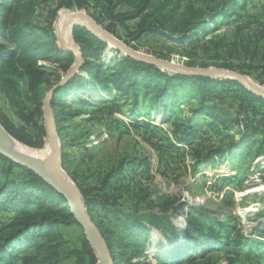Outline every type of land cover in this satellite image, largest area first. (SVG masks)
I'll list each match as a JSON object with an SVG mask.
<instances>
[{"label":"rangeland","instance_id":"374dc122","mask_svg":"<svg viewBox=\"0 0 264 264\" xmlns=\"http://www.w3.org/2000/svg\"><path fill=\"white\" fill-rule=\"evenodd\" d=\"M74 1L75 3L69 7L63 5L59 8L58 0H49L44 4V8L48 9L49 13L41 11L40 6L34 10L33 22L43 28L36 30L40 37L39 41L46 44L49 42L47 46L50 53L54 45L66 50L64 46L67 42L64 45L58 37L60 23L73 13L83 14L90 17L117 41L141 55L155 58L160 56L165 59H159L186 67L192 64L194 66L192 68L197 69L230 70L241 74L264 90V72H262L264 0H239L242 3L247 1L242 9L233 11L231 7L227 9L232 11L233 19L227 21L216 18L214 26L210 25L205 34L197 32V40L188 46L174 44L165 36L156 37L150 34L134 40L132 36L134 23H127L128 30L116 26L114 33L111 34L105 29L108 23L98 16L91 0ZM77 1L81 6L76 3ZM169 2L173 9L177 8L179 14L186 9L196 8L198 14L206 16L210 10L219 7L217 0H169ZM237 14L238 18H236ZM99 20L102 21L101 24L97 23ZM75 44L77 45L76 42ZM77 48L79 49L78 45ZM121 54L107 44L100 54V59L107 61L121 57ZM89 60L93 61V59ZM74 61L73 59L72 64ZM65 62L38 60V64L49 71L47 79L50 84L56 83L55 86L61 84L60 81L66 74L63 69ZM155 68L160 69L157 66ZM203 77L230 79L219 75ZM51 88L49 86L45 94ZM222 88V86L211 88L209 92H205V98L220 116L229 120L240 117L238 131H230L228 137L216 136L213 130L214 132L216 129L219 130L217 122L214 121L212 126L207 127L206 123L211 119L202 117L195 125V133L186 142L178 141L172 135L173 122L181 117L185 118L195 106V100H191L192 104L184 102L179 105L178 112L166 121H163L162 115H157L156 111L149 114L150 117L145 116L150 105L149 98L141 102L138 115L131 119L126 110L130 108L132 101L125 100L119 92H113V97H108L96 91L93 94L94 98L101 95L104 97V100L98 99V101L84 93L79 94L84 100H90L89 105L75 104L66 108L68 102L65 103L62 113L70 114L63 117L65 121L58 123L59 127H66L65 131L61 132L62 136L59 137L57 134L61 153L60 165L61 170L82 197L81 190L87 191L99 186L108 169L122 160L139 161L144 168L143 174L135 175L131 172L124 178V184L135 185V188L130 192L125 189L121 191L122 198L117 200L120 203L118 208H122L130 215L128 219L146 225L156 224L160 229L151 228L149 239L150 243L153 242V248L149 247L145 250L147 255L141 253L137 258H132L134 246L131 244V238L125 237V234H118V238L125 237L123 244L127 245V248L116 249L119 252L117 257L121 258L120 264H128V261L130 264H158L152 253L158 246L156 242L165 239L163 230L161 231L165 227L162 226L163 223L167 226L170 222L180 223V227H183L187 220L200 224L196 213L187 215L191 208L200 210L224 226H231L232 241L237 238L240 243L245 244V249L236 248L235 251L234 242L232 253L214 251L195 259L192 264H264V250L261 248V244L264 243V231L257 232L259 220L264 216V183L262 182L264 171L260 173L264 170V136L260 131L261 126L264 128V105L250 100L249 97L243 98L238 86L230 87L233 91L229 93L221 92ZM50 100L49 110L54 120V115L58 112L52 108ZM101 102L103 103L100 104ZM0 114L7 118L8 125L24 130L32 144L36 145L31 148L41 149L45 145L47 147L42 106L39 107L31 100L24 99L23 106L14 109L8 100L0 95ZM3 122L5 124V120ZM55 128L58 133L57 124ZM250 134L255 135L257 143L250 146V151L246 155L234 159L215 155V164L204 167L201 165L198 170L195 169L198 158L210 156L209 153L216 149L225 150L242 135ZM40 142H42L41 146ZM137 169L135 166L132 171ZM223 176H233V178L219 180V177ZM98 211L99 218L104 217L106 221L105 228H111V217L101 209ZM99 218L97 217V222ZM202 225L203 231L210 234L217 232L208 223L204 222ZM58 231L62 237L60 264H89L91 258L83 247L82 231L77 227H60ZM191 235L194 236L193 238L199 236L194 232ZM0 264L6 263L0 262Z\"/></svg>","mask_w":264,"mask_h":264},{"label":"trees","instance_id":"16d2710c","mask_svg":"<svg viewBox=\"0 0 264 264\" xmlns=\"http://www.w3.org/2000/svg\"><path fill=\"white\" fill-rule=\"evenodd\" d=\"M47 1L49 0H0V95L5 97L14 109L21 108L24 99L31 100L41 107V99L44 98L47 88L55 86L56 83L50 84L47 79L49 71L38 64L39 59H48L56 63L66 61L63 67L66 72L74 59L71 52L59 49L56 45L52 46L51 53L48 52L49 42L46 44L39 41L40 37L36 30L43 28L34 23L32 18L37 6L41 7V11L50 12L44 8ZM79 1L76 3L81 6ZM217 1L219 7L210 10L206 16H202L198 14L196 8L186 9L179 14L177 8L173 9L170 6L169 0H91L98 16L108 23L105 29L111 34L114 33L116 26L128 30L127 23H134L132 31L134 40L150 34L156 37L165 36L174 44L186 46L197 40V32L205 34L210 25L214 26L216 18L227 21L233 19L231 12L242 9L247 2ZM74 3V0H58L57 6L69 7ZM230 7L231 12L227 11ZM238 17L239 15L236 18ZM101 22L99 20L97 23L101 24ZM73 38L79 46L83 62L77 72L53 93L50 100L52 108L58 112L54 115V121L58 127L59 137L62 136L61 132L65 131L66 127H59L58 123L65 121L63 117L70 114L62 113L65 103L68 102L66 108L75 104L79 106L90 104V100H84L79 96L81 93L98 101V99L104 100L103 95L113 97V92H119L125 100L132 101L130 108L126 110L131 119L138 115L141 102L149 98L150 105L145 116L150 117L149 114L156 111L157 115H162L163 121L169 120L177 113L182 103L192 104L191 100H195V106L190 109L186 117L173 122L172 135L181 142H186L193 136L196 131L195 125L202 117L211 119L206 123L207 127L212 126V122H217L219 130L216 129L215 132L213 130L216 136L228 137L230 131H238L240 117L226 119L217 114L213 110L214 106H210L207 102L205 92H209L211 88L222 86L221 92L229 93L233 91L230 87L238 86L243 98L249 97L250 100L264 105V98L253 94L236 80H219L201 75L167 72L155 68L153 64L124 54H121V57L101 61L100 54L107 45L105 42L96 38L85 28H76ZM116 51L119 53L118 50ZM159 58L162 57L159 56ZM95 60L97 61L94 63ZM262 62L264 63V50ZM187 67L194 66L188 64ZM262 72H264V66ZM96 91L102 92L103 95L94 98L93 94ZM247 106L250 107V105ZM59 116L60 118L57 119L56 117ZM6 119L0 114V124L9 136L29 148L36 147L23 129L8 125ZM262 127L260 131L264 136ZM235 141L225 150L216 149L209 153L210 156L198 158L195 169L198 170L201 165L204 167L215 164V155L225 159L244 156L250 151V146L257 143L254 134L242 135L238 141ZM41 144L42 142L40 146ZM135 166L138 168L137 171H132ZM263 171L261 170L260 173L262 174ZM131 172L136 175L143 174L145 171L139 161L122 160L108 169L99 186H94L87 191L81 190L89 217L101 232L114 264H120L121 260L117 257L119 252L116 249L127 248V245L123 244L125 237L131 238V244L134 246L132 258H137L141 253L147 255L145 250L149 247L153 248V242L150 243L149 239L151 228L160 229L156 224L146 225L134 219H128L130 215L122 208H118L120 203L117 200L122 198L121 191L125 189L130 192L135 188V185L124 184V178ZM229 177L233 178V176ZM229 177H219V180H227ZM262 182L264 183V179ZM98 209L111 217V228H105L106 221L104 217L99 218ZM192 213H196L200 224L187 220L183 227L172 222L168 226L163 223L162 226L165 227L161 231L163 230L165 239L161 241L164 244L157 241L158 246L152 253L158 264H192L195 259L214 251L230 254L233 252L234 242L235 251L236 248L245 249V244L240 243L237 238L234 242L232 241L231 226H224L195 208H191L187 215ZM204 222L217 232L210 234L203 231L202 223ZM60 227H77L81 231L61 196L35 173L0 155V262L60 264L62 259L60 252L62 237L58 231ZM258 231H264V216L259 220ZM192 232L199 236L193 238ZM118 234H125V237L118 238ZM152 240H154L153 237ZM82 243L91 258L89 264H97L96 257L84 237ZM261 248L264 250V243L261 244ZM128 264H130L129 261Z\"/></svg>","mask_w":264,"mask_h":264},{"label":"water","instance_id":"95a60500","mask_svg":"<svg viewBox=\"0 0 264 264\" xmlns=\"http://www.w3.org/2000/svg\"><path fill=\"white\" fill-rule=\"evenodd\" d=\"M76 28H85L96 38L105 42L106 44L118 50L122 54L130 56L139 61L153 64L165 71L173 72V73H185L191 75H203V76L219 75L224 78L226 77L236 80L253 94L261 98H264L263 89L252 84L241 74H237L233 71L222 70V69L190 68L183 65L174 64L173 62L165 61L155 57L141 55L137 52H134L129 48H127L124 44L117 41L111 35H109L99 25H97L90 17L85 15H81L75 18L67 26L66 35H67L68 45L65 47V49L73 54L75 61L67 70L64 78L60 82L61 84L65 83L72 75H74L77 72L80 65L82 64V59H83L82 55L79 49L77 48V45L75 44L73 38V33ZM59 85L48 90V92L45 94L42 100V110L46 124L47 145L49 148V159L56 158L54 171L49 170L44 162L36 161L25 155L15 153L1 144H0V155L10 160L14 164L26 168L29 171L35 173L46 184H48L59 196H61L65 200L69 212L73 216L74 220L80 226L84 238L87 240L88 244L90 245L96 257L97 264H114L109 248L101 232L97 228L96 224L89 217L83 197L81 196V194L79 193L76 187L74 188L75 191L65 187L61 183V180L59 178L61 172L60 144L56 133L55 123L52 114L49 110V100L51 99L52 94L60 88ZM177 224L181 226L180 223Z\"/></svg>","mask_w":264,"mask_h":264},{"label":"bare ground","instance_id":"6f19581e","mask_svg":"<svg viewBox=\"0 0 264 264\" xmlns=\"http://www.w3.org/2000/svg\"><path fill=\"white\" fill-rule=\"evenodd\" d=\"M83 14H77V13H73L69 16H67L61 23L59 26V32H58V37L61 39L62 43L64 45H68V40H67V26L69 25V23L74 20L75 18L81 16ZM66 38V40H65ZM66 45V46H67ZM64 46V47H66ZM0 144L3 145L4 147H6L7 149L18 153V154H22L25 155L33 160L36 161H40V162H44L47 166V168L51 171H54L55 169V164H56V158H52L49 159V148L48 145L44 150H36V149H32L29 148L23 144H21L20 142L16 141L15 139H13L11 136H9L1 127H0ZM47 144V142H46ZM60 180L61 183L75 191V185L71 182V180L68 178V176L61 170L60 172Z\"/></svg>","mask_w":264,"mask_h":264}]
</instances>
